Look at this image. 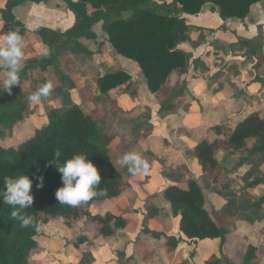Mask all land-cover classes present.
<instances>
[{
	"label": "trees",
	"instance_id": "16d2710c",
	"mask_svg": "<svg viewBox=\"0 0 264 264\" xmlns=\"http://www.w3.org/2000/svg\"><path fill=\"white\" fill-rule=\"evenodd\" d=\"M47 1L4 0L0 7V21L8 30H17L23 36L27 30L15 18L13 10L27 2L39 4ZM62 1L73 14V24L62 33L47 27H37L33 31L40 43L48 48L50 55L40 60H28L20 73V85L13 86L11 94L0 90V137L11 134L27 114L33 113L34 107L28 100L31 93L22 89L28 72L34 68L45 70L51 66L60 49L72 54H88L89 51L79 40H94L96 34L92 27L96 23L102 22V30L113 51L137 65L149 93L161 105V109L170 111L173 106H167V101L170 102L173 95L180 94L171 84V76L187 74L191 57L178 49V45L187 40L188 31L179 16L197 15L202 6L209 3L218 8L222 20L237 18L242 21L248 16L251 6L263 0H169V4L165 3L167 0H157L162 4L153 0ZM88 6L91 12H88ZM131 84V76L123 70L108 73L97 80V88L104 95L118 87H125L127 92ZM130 93V96L135 94ZM47 117L46 126L34 127L30 135L15 146L0 147V190H3L5 176L24 174L32 178L34 173L42 174L44 186L37 189L36 182H33L30 193L33 195V204L25 209L28 215L37 218L40 226L56 218L76 223L85 220V228L91 230L94 238L113 237L126 227L125 218L111 212L103 215L90 212L101 202L118 198L127 189L123 173L113 163L108 148L110 137L102 133L100 127L78 105L50 110ZM217 133L222 135L221 132ZM247 146V157L253 162L254 168L264 165V105L260 111L247 112L230 128L228 134L218 136L213 141L202 138L195 143L193 156L201 169L202 179L211 183L214 194L224 195L228 186L227 176L215 157L216 151H240ZM56 149L61 150V164L75 154H86L100 170L99 188L106 189V195L97 196L76 207L60 204L55 193L63 186L61 174L56 165L51 163ZM263 182V178L258 175L250 185L257 186ZM162 194L169 204L172 217L179 218V238L153 232L150 235L156 239L164 236L169 251L183 240H219L220 248H230L225 241L230 231L217 223L213 211L207 205L201 181L189 180L185 186L170 184L163 189ZM12 210L0 197V264H35L32 260L40 248L38 231L33 227L21 228L19 221L11 217ZM154 211L156 208L148 211L146 218L154 217ZM90 239L88 235L80 237L74 245L78 248ZM238 250L242 257L238 264L257 263L260 253L258 248L243 242ZM223 259L225 264H234L228 254ZM83 263L89 264L90 261ZM208 264H219V260Z\"/></svg>",
	"mask_w": 264,
	"mask_h": 264
},
{
	"label": "rangeland",
	"instance_id": "374dc122",
	"mask_svg": "<svg viewBox=\"0 0 264 264\" xmlns=\"http://www.w3.org/2000/svg\"><path fill=\"white\" fill-rule=\"evenodd\" d=\"M2 3L3 0H0V6ZM29 4L28 2L20 6L21 16L26 17V27L35 30L40 26L46 27L44 24L46 21L54 23L59 19L58 10L56 13L51 9L33 11L37 9H29ZM32 5L38 7L40 4L33 3ZM87 10L88 12L92 11L90 6L87 7ZM68 11L66 7V12ZM255 12L256 15H259L258 10ZM63 14L65 15V12L60 10V15ZM64 15L62 18L66 19ZM72 16L73 14H71ZM93 28H96L99 34H104L103 43L96 42V38L94 40L80 39L79 41L81 44H83L82 41L85 42L87 47L84 44L83 46L94 51L88 54H72L60 49L57 51V58L51 66L45 70L34 68L28 72V78L22 84V89L25 92L30 91L32 94L48 81L53 83V90L47 99L31 104L34 107L33 113L27 114L24 121L13 128L11 134L0 137V147L15 146L30 135L34 127L46 126L48 111L78 105L94 122L100 124L101 132L110 137L108 148L113 163L122 171L123 179L127 183V189L121 203L113 205L112 200H105L90 210L93 215H103L107 211L113 212L112 210H114L115 214L121 213L130 218L129 230L125 233L116 232L113 236L116 237L110 238L111 243L108 247L112 248V253H107L111 256L109 264H123V257L126 253L130 254L131 258H127L125 264H170L173 254H169L164 236L156 239L150 235V232L165 234L166 236L176 234L177 221L172 217L169 204L162 192L164 187L169 184H184L189 180L201 181L208 202L207 205L213 211L217 223L221 226L224 225L230 231L225 240L230 248H220L219 240L216 242L189 243L186 245L191 251L189 254L187 253L188 256L185 255L187 258L179 264H208L216 260H219V264H225L223 259L225 254L229 255L232 263L238 264L242 259L238 248L243 242L258 248L260 253L256 264H264V182L257 186L250 185L258 175L264 180V167L254 168L253 162L247 157L248 146L240 151L222 150L223 152H216L215 157L227 176L228 185L224 190L226 193L220 196L214 195L215 191H211L210 188L211 183L202 179L199 168L189 150V145L186 147L188 150L181 155L180 161H171L169 165V121H163L166 117L165 114L161 110L153 113L150 108H143L147 106L142 105L143 96H131L126 101L119 103L120 95L118 93H113V91L104 95L99 92L97 80L108 73L122 69L113 62L118 59L117 53L112 51L110 46L109 49L104 46L107 38L102 30V22L96 23L92 30ZM9 31L4 23H0V36ZM256 31H264V26L256 28L253 31L254 37L248 42H241L242 45L238 46L239 48H234L236 46L233 45L212 46L213 51L209 52L214 53L211 60L213 64L234 63L236 61L233 59L235 55L233 52L246 50L247 53L249 52L247 57L250 60L248 58L245 77L252 79L261 70L264 72V56L262 55L264 46L256 36ZM27 37L24 39L25 58L23 67L32 58L40 60L50 55L48 53L47 57H42L43 44L40 41H36V43L35 37L31 34ZM250 53H252L251 56ZM203 70L206 72V69ZM6 71V68L0 66V82L5 77ZM233 73L235 70L232 69L228 72L229 75H233ZM140 82H132L131 85L137 89ZM225 82L226 80L223 84ZM143 84H146L144 77ZM201 84V88L192 90L190 94L196 106L192 105L191 109L186 110V113L192 112L195 116H201L203 119L201 121L196 118L186 121V123L182 121L181 124L189 125L186 130L201 129L210 140L214 139L215 136L221 137V135H216L217 130L224 132V135L228 133L227 129L222 127L223 125L227 124L231 127L240 121L247 112L260 111L264 105L260 102L257 107L244 98L231 99L229 95L233 90L230 88L223 89L222 95L218 96V100H215L216 93L210 89L211 86L207 84V80ZM0 90H4L2 83H0ZM242 90L244 91L243 88L238 89L237 93ZM213 100L216 103H211ZM224 102L226 105H223ZM217 107L221 109V118L225 124H220L222 120H218V117L213 115L218 110ZM195 139L197 138L194 137L193 141ZM145 143L149 145L153 153H146V149L143 147ZM130 151L141 153L143 158L148 161L149 170L141 176L150 173L149 178L152 181L150 184L147 177H143L144 180L139 178V175L132 176L127 167H121L117 163L120 157ZM154 163H157L156 170L153 168ZM153 208H156L155 216L146 218L148 211L153 210ZM85 223L84 220L76 223L75 221L67 222L56 218L51 219L47 225L40 226L38 231L40 248L32 262L35 264H84V261L93 260V258L97 262V257H106L105 253L96 254L101 239L94 238L91 230H85ZM87 235L91 238L90 241L76 248L74 244L78 239ZM128 244L134 248L132 252L126 248ZM120 254H124V256L120 257ZM116 259L118 261H115ZM176 263L174 262V264Z\"/></svg>",
	"mask_w": 264,
	"mask_h": 264
},
{
	"label": "crops",
	"instance_id": "0c3cea01",
	"mask_svg": "<svg viewBox=\"0 0 264 264\" xmlns=\"http://www.w3.org/2000/svg\"><path fill=\"white\" fill-rule=\"evenodd\" d=\"M153 1H157V0H153ZM169 2H170L169 0L165 1V3L167 4H169ZM3 3H4V0H3ZM3 3H2V6H3ZM29 3H30L28 5L29 9H32V10L35 8L37 9L33 11L51 9L53 10V12L56 13V11L58 10L57 14H58L59 19H57L54 23H52L51 21H46L44 24L46 25L47 28H50L57 32L62 33L65 30H67L73 23V18H72L73 16L71 17L72 13L70 11L66 12V6L62 0H48L46 3H39L40 5L37 4L39 5L38 7H36L35 5H32L33 3L31 2ZM158 4H162V2H158ZM60 10H63L65 12V15L64 14L63 15L64 17L66 16V19L62 18L63 15H60ZM256 10L259 11V15H256V12H255ZM13 14L18 21H20L23 25H25L24 27L27 31L23 35V38L27 39L28 38L27 36L31 34L35 37V38L33 37L35 42L40 41L39 38L36 37L37 35L35 36L34 33L32 34L34 29L32 30L26 27V23H25L26 17L24 15L21 16L20 6L13 10ZM179 17L183 19L185 25L188 28V31H187V40L180 43L178 45V49L186 52L191 57H190L189 70L187 74L181 75V76L172 74L171 76V84L175 87L176 92L180 93V94L173 95L170 102L167 101L166 103L167 106H169V104L173 106V109H171L170 111L165 110L163 108L161 109V105L155 100L154 96L149 93L146 84L142 85L143 75L141 71L139 70V68L137 67V65L134 62L127 60L117 54H116V57H118V59L116 61H113L114 63H116V66H118L123 71L125 70V72L127 71V73L131 76V81L133 83L140 82V81L141 82L138 84L139 87L137 89L134 88L133 85H131L130 90H128L127 92L124 89L125 87H118L110 91V93L114 91L113 93H118L120 95L119 103H122L126 101L127 99H129L131 97L130 92H135L134 97L138 95L143 96L144 99H143L142 105H147V106H144L143 108L148 107L152 110L153 113H155L154 111L161 110L162 113L165 114L166 117H164L165 120L163 121H166V122L169 121V165L171 161H174V162L180 161L181 155L188 150V149L186 150V147H188V145H189V150L192 153L193 146L200 139L206 138L209 141H213L216 138L215 136L214 139L210 140L205 136V134L203 133L201 129L194 130V131L186 130L187 127H189V125L181 124L182 121L186 123V121L195 120L196 118L202 121L203 117L195 116L192 112L186 113V110H188V108L191 109L192 105L196 106V103H194V100L192 99V97H190L191 91L194 89L198 90L199 88H201L202 86L201 83H204L205 80H207V84L211 86L210 89L214 93H216L215 95L216 97L214 98L215 100H218V96L222 95L223 89L230 88L231 90H233L231 91L232 93L229 95V98L231 99H238V98L248 99L247 100L248 102L255 104L257 107L258 105H260V102L264 103V80H263L264 72H261L262 71L261 70L259 73H257V76H255L252 79L245 77V74L247 72L246 70L248 67L247 66L248 58H249L247 57V54L249 52L247 53L246 50H242V51L235 50L233 52L235 54L233 56V59L236 62L229 63V64H226L224 62L223 64H219V65L213 64L211 60H212V57L214 56V53L209 52V51H213L212 46L216 47V45L218 46L233 45V46H236L234 48H239L238 46L242 45L241 42H248L249 39H252V37H254L253 31L256 30V28L260 26H264V0L252 5L248 16L242 21L237 18H230L227 20H222L219 17L218 8L209 3L203 5L201 8V11L197 15L181 14ZM94 26H96V24ZM93 31L96 34L95 41L103 43L104 34L102 33L99 34L96 28H93ZM256 34H257L256 36L260 39V41H262L263 46H264V31H261V32L256 31ZM82 43L86 46L85 42L82 41ZM104 46L109 49L110 45L108 44V42H105ZM42 47H43L42 57H45V56L47 57L49 50L45 45H43ZM86 49L89 52L94 51V50H91V48H86ZM216 52H218V50H216ZM220 52L221 51H219V53ZM220 54L222 55V53ZM251 55L252 53H250V56ZM262 55L264 56V52L262 53ZM203 69H206V72H204ZM230 69L235 70V73H233V75L228 74ZM225 80L226 82L225 84H223ZM188 88L190 89L187 90ZM240 88H243L244 91L242 90L240 93H237L238 89L240 90ZM215 100L211 101V103H216ZM223 105H226L225 102ZM217 109L218 110L217 111L215 110L216 112H214L215 114L213 113V115L217 116L218 120H222L220 124L221 123L225 124V122L223 121V118H221V111H220L221 109L218 107ZM86 115L88 114L86 113ZM97 125L99 126L100 124H97ZM222 127L227 129L228 132L231 128L230 125H227V124L223 125ZM217 132H221L222 134L221 136L224 135V132L220 130H217ZM217 132H216V135H218ZM194 137H196L197 139L193 141ZM143 147L146 149V153L152 152L151 148L149 147L147 143H145ZM218 151H222V150H217L216 152ZM192 156H193V153H192ZM193 160L198 166L199 173L202 176L201 169L199 165L197 164V161L194 158V156H193ZM260 167H264V165H261ZM153 168H155L156 170L157 163L153 164ZM150 176H151L150 173L143 176L145 178L147 177V181L149 182V184L152 182L151 179L149 178ZM138 177L145 180V178H143L141 175H139ZM128 183L131 184L130 182ZM177 185L185 186L186 183L177 184ZM125 191L118 198L110 199L112 200L113 205L114 204L117 205L122 202V200L124 199ZM112 211L114 212V210ZM107 212H110V211H107ZM116 215H120L125 218L127 222L126 227L118 231V233L120 231L122 233L123 232L125 233L127 230H129L128 226L130 224L129 223L130 218H128L127 216H123V214L121 213H118ZM175 219L177 221V224H176L177 232L176 234H173V236L176 238H179V235H178L179 218H175ZM115 237L104 238L99 241L100 243L98 242L99 248L96 254L105 253L106 257L103 256L104 257L103 258V257L96 256L98 261L97 262L94 261V258H93V260L92 259L89 260L90 261L89 264H98V263L99 264H109L110 263L111 256L108 255L107 253H112L111 252L112 248L108 247V245L111 243L110 238H115ZM207 241H210V240L197 241V243H203ZM213 241L216 242L217 240H213ZM189 243H195V242L194 241L193 242L184 241V240L180 241V243L176 246L175 249L169 251L170 255L173 254L170 264H174V262H177L176 264H179L181 263V261L187 258L185 257V255L187 253L189 254V251H191V250H188L189 247L186 245ZM130 245L131 244H128L126 248L127 249L129 248L132 252L134 248L131 247ZM123 258H124L123 264H125V260H127V258L130 259L131 256L130 254L126 253L125 257ZM115 261H118V260L116 259Z\"/></svg>",
	"mask_w": 264,
	"mask_h": 264
},
{
	"label": "clouds",
	"instance_id": "9594fccd",
	"mask_svg": "<svg viewBox=\"0 0 264 264\" xmlns=\"http://www.w3.org/2000/svg\"><path fill=\"white\" fill-rule=\"evenodd\" d=\"M24 47V38L17 30L0 36V66L7 69L5 77L0 83H2L4 92L9 94H11L13 86L20 85V73L25 58ZM53 87L51 81L44 83L28 97L29 102L39 103L42 99H47ZM60 157L61 150L56 149L51 161L61 174L63 186L58 188L55 193L60 204L76 207L97 196L106 195V189L99 188L101 184L100 170L88 159L86 154H75L66 159L63 164L59 163ZM117 163L121 167H127L132 176L147 173L149 170L148 161L136 151L125 153ZM34 181L37 189L43 188L44 176L42 174L34 173L32 178L24 174L15 177L5 176L0 197L3 198L4 204L13 209L11 217L19 221L21 228L33 227L39 231L40 222L35 216L25 212V209L30 208L33 204V195L30 193Z\"/></svg>",
	"mask_w": 264,
	"mask_h": 264
}]
</instances>
